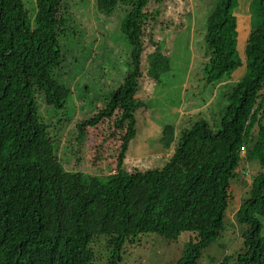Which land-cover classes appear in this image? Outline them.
Wrapping results in <instances>:
<instances>
[{
  "label": "trees",
  "instance_id": "1",
  "mask_svg": "<svg viewBox=\"0 0 264 264\" xmlns=\"http://www.w3.org/2000/svg\"><path fill=\"white\" fill-rule=\"evenodd\" d=\"M163 1L95 0L104 10L128 6L122 27L131 67L104 106L75 123V134L60 127L51 137L55 118L43 110L63 108L71 93L53 74L65 60L63 0H0V264H92L91 243L100 234L110 250L106 264H119L125 244L142 234L177 239L183 232L190 236L176 264H195L224 230L229 181L242 150L261 171L236 212L248 224L237 264H264V24L247 37L243 60L236 50L237 0L216 1L205 22L206 81L245 68L227 92L220 128L213 131L200 119L181 132L163 167L121 169L136 133L134 112L146 104L138 94L146 28L161 16ZM259 8L264 14V0ZM145 58L150 80L169 69L156 45ZM66 135L73 143L63 146ZM93 149L98 163L97 151L103 159L114 153L108 180L90 190H84L86 179L67 182L77 172L68 170L69 155L78 165ZM50 161L59 163L47 169Z\"/></svg>",
  "mask_w": 264,
  "mask_h": 264
},
{
  "label": "rangeland",
  "instance_id": "2",
  "mask_svg": "<svg viewBox=\"0 0 264 264\" xmlns=\"http://www.w3.org/2000/svg\"><path fill=\"white\" fill-rule=\"evenodd\" d=\"M172 1H163L161 16L146 28V35L150 36H146L148 44L144 45L141 55L144 71L138 92L146 104L134 112L136 133L125 153L121 166L124 172L163 167L181 132L200 119L207 121L213 131L218 130L227 104V92L245 72L243 65L217 82H207L203 66L210 50L205 43V22L218 0ZM60 10L66 19V28L59 35L65 60L53 69V74L70 87L71 93L63 108L46 106L43 110L55 118L50 127L51 137L57 136L60 127H69L68 132L75 134V123L104 106L106 98L122 83L132 60L131 45L122 27L128 6L104 10L97 7L95 0H63ZM234 15L236 50L244 60L246 39L252 30L263 26L264 14L259 0H237ZM154 45L168 57L169 69L157 80H150L145 76V55ZM167 126L172 129L165 131ZM173 137L174 140L166 145L165 141ZM69 142L72 144L73 139L66 135L63 146ZM53 144L56 146L55 142ZM241 153L243 160L229 181L224 230L195 264H237V256L243 250L242 233L248 224L240 223L236 212L241 202L249 197L250 183L261 171V165L257 159L244 160V150ZM113 155L103 159L97 151L98 163L93 149L88 156L83 155L84 160L78 165L69 155L68 170L77 172L70 173L71 179L67 182L73 184L79 178L86 179L84 190L103 184L115 171ZM56 163L59 162H48L47 169H52ZM260 235L264 236V227ZM189 236L190 232H183L177 239L142 234L134 242L125 244L119 264H176ZM91 246L95 254L92 264H106L110 250L105 235H97Z\"/></svg>",
  "mask_w": 264,
  "mask_h": 264
}]
</instances>
